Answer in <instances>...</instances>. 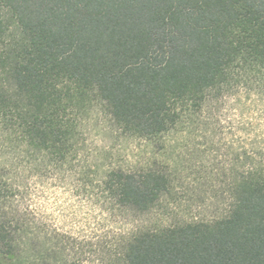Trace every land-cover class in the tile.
Returning a JSON list of instances; mask_svg holds the SVG:
<instances>
[{
	"label": "trees",
	"instance_id": "trees-1",
	"mask_svg": "<svg viewBox=\"0 0 264 264\" xmlns=\"http://www.w3.org/2000/svg\"><path fill=\"white\" fill-rule=\"evenodd\" d=\"M242 96L264 104V0H0V264H82L79 237L47 225L29 185L78 165L121 226L99 264H264V129L221 172L219 216L165 213L170 138L188 147ZM96 110L148 159L83 169Z\"/></svg>",
	"mask_w": 264,
	"mask_h": 264
},
{
	"label": "rangeland",
	"instance_id": "rangeland-1",
	"mask_svg": "<svg viewBox=\"0 0 264 264\" xmlns=\"http://www.w3.org/2000/svg\"><path fill=\"white\" fill-rule=\"evenodd\" d=\"M240 100L227 104L220 113V125L191 140L188 147L179 137L170 138V146L176 148L164 156L179 175L173 196L167 198L165 213L169 218L207 220L223 212L221 172L264 129V104L244 96ZM84 131L87 147L83 169L91 164L133 167L149 157L150 149L143 141L122 136L98 110L89 115ZM79 166L64 177L31 180L32 204L52 230L79 237L82 264H99L95 253L98 241L108 239L121 226L95 206L93 189L84 186L88 180Z\"/></svg>",
	"mask_w": 264,
	"mask_h": 264
}]
</instances>
